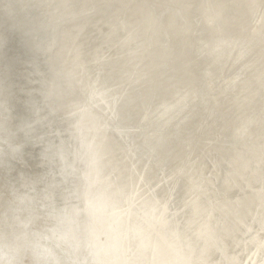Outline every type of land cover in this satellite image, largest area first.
Masks as SVG:
<instances>
[{
    "label": "bare ground",
    "instance_id": "bare-ground-1",
    "mask_svg": "<svg viewBox=\"0 0 264 264\" xmlns=\"http://www.w3.org/2000/svg\"><path fill=\"white\" fill-rule=\"evenodd\" d=\"M80 139L101 264H264V0H0V212Z\"/></svg>",
    "mask_w": 264,
    "mask_h": 264
},
{
    "label": "clouds",
    "instance_id": "clouds-1",
    "mask_svg": "<svg viewBox=\"0 0 264 264\" xmlns=\"http://www.w3.org/2000/svg\"><path fill=\"white\" fill-rule=\"evenodd\" d=\"M62 158V183L79 180L75 191L59 184L37 182L25 193L13 192L0 212V264H101L104 250L95 243L97 227L116 215L112 198L97 186L103 175L102 157L93 142L80 139L71 173Z\"/></svg>",
    "mask_w": 264,
    "mask_h": 264
}]
</instances>
